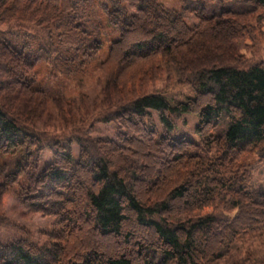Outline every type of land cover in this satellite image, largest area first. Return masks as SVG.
I'll return each instance as SVG.
<instances>
[{
    "label": "trees",
    "instance_id": "1",
    "mask_svg": "<svg viewBox=\"0 0 264 264\" xmlns=\"http://www.w3.org/2000/svg\"><path fill=\"white\" fill-rule=\"evenodd\" d=\"M178 2L168 11L154 0H0V201L11 195L59 227L43 244L0 245V264H264L234 257L251 239L264 247V187L253 180L264 164V59L240 67L239 52L262 41L264 0ZM211 34L219 54L199 64L180 55ZM134 60L143 63L124 79ZM45 66L65 80L107 75L114 101L67 139L40 133L33 122L48 102L73 118L69 99L40 87ZM169 66L192 97L149 91ZM184 115L198 120L199 144L175 135ZM93 123L128 124L121 146L91 139ZM81 217L127 249L97 243L81 255Z\"/></svg>",
    "mask_w": 264,
    "mask_h": 264
},
{
    "label": "rangeland",
    "instance_id": "2",
    "mask_svg": "<svg viewBox=\"0 0 264 264\" xmlns=\"http://www.w3.org/2000/svg\"><path fill=\"white\" fill-rule=\"evenodd\" d=\"M168 11H178L180 4L178 0H154ZM186 23L189 26H194L197 21L192 17L185 18ZM262 41L256 43L251 47L250 42L245 43V47L239 51L243 56V64L240 67L253 65L264 59V25L262 27ZM212 34H217L215 31ZM211 37L205 39L197 38L193 41L187 50H180V55L189 58L191 61L195 60V64H199L204 61V56L208 57L216 56L220 52V43L212 40ZM210 38V39H209ZM141 39L136 36H130L127 39V45L135 42H139ZM108 45L103 49V56L106 55ZM253 48V50L250 49ZM212 58V57H211ZM209 58V59H211ZM116 59V58H115ZM201 61V62H200ZM128 65L121 67V76L125 79L128 78L132 71H137L142 65V61H132ZM178 77L173 72L172 66H169V70L163 73L162 77L149 85L150 92H159L170 102H179L185 98L193 96L192 90L181 83H178ZM109 77L105 74H101L99 71L88 73L81 80H65L60 75H51L50 66H45V71L40 78V87L47 93L48 96L57 98L65 97L70 100V112L73 118H63L58 112L57 104L48 102L44 113L33 122V126L40 132L47 135L61 134L65 131V137H70V130L75 128V125L83 123L88 118L97 114L99 111L104 110L106 107L114 101L111 96V90L108 88ZM69 113V114H70ZM155 123L158 121L156 115L153 114ZM91 122V121H90ZM177 128L175 135L177 137H184L188 141L199 144V138L196 134V128L198 120L193 115H184L176 122ZM128 124L117 129L114 124H102L93 123L92 128L87 127V131L91 139L112 140L117 147L121 146V140L117 138L118 134L128 132ZM159 127V126H158ZM69 129V130H67ZM92 129V131L88 130ZM127 131V132H126ZM133 131L137 137L140 136V131L137 125H133ZM123 134V136H125ZM51 135V136H52ZM61 139V138H60ZM64 144V143H63ZM70 148L72 149L75 160L77 161L78 146L75 142H71ZM51 154L47 151L44 153V161L47 162L51 159ZM253 180L255 185L264 187V164L256 168L253 174ZM77 194V193H76ZM76 197L75 195L73 196ZM73 198V199H74ZM73 204V203H72ZM79 210H84V204L79 205ZM0 218H2V224H0V245H4L13 240H25L30 244H43L46 242L47 235H52L57 228L56 218L46 216L43 214L35 213L27 208L22 202L18 201L11 195H4L0 201ZM82 218V217H81ZM79 218V223L74 227L72 234L77 236V233L85 232L86 236L82 238L85 246L80 252L82 255L86 251L97 247V243H100L98 249L103 252L118 253L127 249V245L119 243L116 245L110 244L106 239L99 238L94 230L90 228L88 219ZM73 237V236H72ZM249 253L253 261H264V247L254 239L246 242L242 247L234 252L235 259H244Z\"/></svg>",
    "mask_w": 264,
    "mask_h": 264
}]
</instances>
